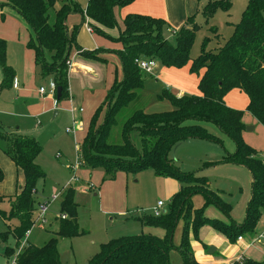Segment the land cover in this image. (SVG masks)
Instances as JSON below:
<instances>
[{"label":"trees","instance_id":"trees-1","mask_svg":"<svg viewBox=\"0 0 264 264\" xmlns=\"http://www.w3.org/2000/svg\"><path fill=\"white\" fill-rule=\"evenodd\" d=\"M135 0H88L82 9L76 0H0L1 8L15 12L28 26L31 38L28 49L35 53V64L43 78H53L56 91L61 88V100H69V67L73 50L85 58L99 60L98 55L109 51H83L77 44L80 27L70 33L67 19L72 14L86 18L93 32L101 37L121 43L118 52L122 64L123 79L114 82L105 102L97 109L81 143L83 167L103 169L105 181H113L118 173L137 174L151 170L160 178L177 180L180 191L174 195L164 214L157 218L143 217L138 220L143 228L164 231V237L142 234L113 240L100 247V252L87 264H171L170 252L176 248L174 232L182 220V239L177 251L183 264H198L191 246L190 235L199 239L203 227H210L235 244L238 237L253 235L264 215V160L249 146L243 137L244 111L228 107L225 97L238 89L249 98L247 111L264 127V0H248L242 21L235 26L232 37L217 52H207L204 44L201 55L191 59L197 32L195 16L174 32V40L163 35L169 29L166 21L148 16L129 15L124 21V30L118 39H112L105 29L118 28L114 9L126 7ZM202 1V0H196ZM230 0H209L203 9L207 22L218 10L229 12ZM155 59L166 68L182 69L191 64L190 72L200 76L198 89L201 95L178 98L165 90L160 101H168L172 110L164 113H146L138 110L124 118L125 110L135 102L145 89L146 78L137 67L138 58ZM0 69L3 74L1 89L13 86L14 70L7 63V43L0 40ZM57 99V92L55 95ZM121 120V122H120ZM212 124L235 146L234 154H227L221 163H205L206 167L228 164L246 168L253 179L252 196L242 224H224L205 217L204 209H195L192 198L205 197L206 205L215 204L231 217L232 206L221 200L210 189L208 180L196 172L184 173L171 160L170 154L179 144L200 140L223 146L222 141L204 126ZM119 128L117 135L115 129ZM0 139L7 143L4 154L24 173L25 186L14 197L0 198L11 203L9 212L0 211V217L9 224L18 220V225L0 234L7 243L10 238L15 247L7 248L6 256H16L26 235L36 220L38 184L46 179V173L37 164L43 152L40 143L33 137L9 134L0 131ZM4 174L0 169V182ZM76 190L70 188L60 204L59 230L43 246L26 243L17 255L16 264H65L62 262L58 243L61 239H73L86 235L80 229ZM67 218L64 220L62 216ZM28 242V241H27ZM233 264H264L243 259Z\"/></svg>","mask_w":264,"mask_h":264},{"label":"rangeland","instance_id":"rangeland-1","mask_svg":"<svg viewBox=\"0 0 264 264\" xmlns=\"http://www.w3.org/2000/svg\"><path fill=\"white\" fill-rule=\"evenodd\" d=\"M230 2L231 8L229 12L218 10L215 16L207 22L205 16L203 15V9L205 6H207L209 0L198 1V13L196 12L193 14V16H195V23L199 26L200 30L197 32L195 42L191 50V59L195 60L201 55L204 44H206L204 48L207 50V52H217L222 47H224L227 41L232 37L235 31V26H237L242 21L243 14L245 13L248 6V0H230ZM82 9L84 8L82 7ZM5 19L6 20L1 18L0 12V35H7L10 37L12 34H14L15 26L17 25L15 19ZM163 35L166 37L167 28L164 29ZM9 44L10 62L16 66H22L24 62L18 55L17 47L11 43ZM29 55L32 54L30 53ZM189 73L191 76H184L181 78V81H183V83H185L188 88L193 89L195 85L194 81L195 79H198V75L192 74L191 72ZM144 76L146 78V82H148L146 85L145 94L142 97L139 96V98L125 110L124 118L130 116L132 113L138 110H144L146 113L154 114L169 112L173 109L170 102L160 101L158 99L159 95H161L162 92L166 90V86L161 82V80L159 81L147 74H144ZM34 77L35 78H33L32 81L33 89L31 90V93L34 95V97L25 98L23 95L12 92L11 90L0 92V103H4L5 107L10 108H5L3 104H0V126H4L6 128L5 130L9 133L10 130H16L18 128V122H32L33 126L36 123L34 122V119L17 117L22 114H30L29 107L31 106L39 107L41 105V101L38 99L40 95L37 93L38 89L40 86L45 88L49 87L52 83L50 79L43 78L41 76L40 69L38 67H36ZM171 78L175 80L173 76H171ZM179 78L180 77H177L176 80ZM35 93H37L36 97ZM193 95H200V92L196 91V93ZM48 97L51 96L48 95ZM17 98L20 100V102L16 103ZM12 105H15V108L12 109L13 111L11 113L13 116L9 119L6 118V116H3L1 112L10 111ZM56 112L59 113V110H55L52 115H47L44 120L39 119L40 124L38 128L40 129L39 132H42V139L39 137V140L43 146V152L41 153L37 162L47 175L46 179L38 184V199L40 200L60 193V191L66 189L68 185L69 187L67 190L70 188L80 189V182H82L78 178L80 171L73 170V167H75L78 162L77 144L81 145L80 143L85 135V132L83 131L77 133L76 131L75 133H68L67 129L71 128L74 125V122L71 120L70 116L64 113L60 114L57 119H54ZM93 114L94 112L85 115V121L88 122L92 118ZM209 125L212 129L210 130L211 134L214 133L213 130L218 133L219 129L216 126L212 124ZM118 131L119 128L115 129L116 135ZM220 133H218L220 136L214 135L222 141L223 146L210 143L207 144L208 149L205 151L210 153L212 158L220 157L221 159H216L214 161L207 159V161H211L208 163H221L227 154H234L236 152V146L234 142ZM247 137H250L249 142H251L252 145L246 141L245 142L258 152V157H260V159L264 160V134H262L260 130H256L249 133ZM5 148H7V143L0 139V150H4ZM184 149L187 148H183L181 151ZM187 151L189 157H184L187 154L182 152L175 154V159H180L181 163L184 164L182 168H178H180V170L184 173H193V171L199 170L201 168L204 170L206 161H200L202 149L192 148L191 150L188 149ZM4 163L5 162L2 164ZM231 166H228V164H221L211 166L218 167L213 170L209 169L210 167L205 168L207 174L211 176L210 179L214 181V188H220V190L224 189V187L226 188L224 189L227 197L226 200L228 204L232 206L230 218L227 217V215H225L217 205L213 203L206 205L204 196L195 195L194 197L199 196L197 200H203V204L201 205L200 209H204L206 218L218 220L224 224L235 222L239 225L245 220L247 207L250 202L249 199H251L252 196V177L250 172L244 167L242 169L239 168L238 170H232L229 172L230 170L227 169H229L228 167ZM75 171L77 179H75ZM225 171H227V176L231 178L230 180H226L228 177L224 174ZM9 172L10 171L7 169L3 170V173H5V185L11 182V175ZM154 176L155 175L151 170L142 171L136 175L132 174L129 176L131 188L127 192L128 205L126 209L123 210L124 214H104L101 210V197L100 195L98 196V190H96L94 186L86 188L88 189V192H93L92 194L87 195L79 190V193L77 194V203L79 207L78 211L80 229L84 230L86 235L70 240H62L60 242V252L63 262L65 264H87L90 259L100 252L101 245L107 244L113 240L140 236L144 234L143 232L145 231H143L138 219L153 216L151 209L155 207L159 201L164 202L166 205L165 210H167L169 203L175 195H171L172 197L169 199V196L165 195L163 189L160 188V186L154 187L150 181V178L153 177L154 179ZM172 180L178 182L175 179ZM84 186H88V184ZM180 189L181 185L179 191ZM140 196L144 197L141 201H138V197ZM217 196L222 200V196L220 194H217ZM62 198L63 196L58 200V202H55L51 205L50 211L47 215V219L54 218V216H57V219L50 220V225L48 223L42 224L43 228L45 227L44 229L39 227L40 225L34 227L31 232V238H28L30 241L27 243L41 247L48 240L55 236V230L53 229H55L56 224L59 222L60 202ZM120 202L122 203V199L118 200V205ZM10 210L11 203L8 200L0 202V211L9 212ZM18 223V220H12L9 224H6L5 221L0 217V234L8 232L10 228L13 229L18 225ZM182 223L183 221L181 220L174 232L173 243L176 248L170 252L171 264H183L182 258L177 251V247L179 246L181 239L180 232ZM145 234L148 233L145 232ZM244 237L246 238V236ZM190 239L191 242L197 240L193 234L190 236ZM24 242L25 240L22 242L19 250L25 247ZM11 247H15V242L12 238H10L7 243H4L0 240V264H11L13 261L15 256H6L7 248ZM248 251L247 258L255 262H258V260L264 262V253L259 251L258 248H251ZM17 253L18 252H16V255ZM88 256L91 257L87 259Z\"/></svg>","mask_w":264,"mask_h":264},{"label":"crops","instance_id":"crops-1","mask_svg":"<svg viewBox=\"0 0 264 264\" xmlns=\"http://www.w3.org/2000/svg\"><path fill=\"white\" fill-rule=\"evenodd\" d=\"M76 1L80 3V5L84 9L86 8L88 0H76ZM198 10H199V3L195 0H135L132 4L126 7H117L114 9V14L119 26L116 29H105V32L112 39H118L120 37L121 32L125 28L124 26L125 19L129 15H141V16H148L155 19H161L166 21L169 25V29H167L166 39L173 41L174 32H177L181 27H184L187 24L186 22L188 18L193 17V14H195L196 12L198 13ZM0 12L2 19L6 20L5 18H13L15 19L17 25L15 26V32L14 34H12V36L8 37L7 35L5 36L0 35V40H3L7 43V63L15 72V79L13 86L6 90L7 91L11 90L12 92H16L17 94L23 95L25 98L34 97V95L31 93V90L33 89L32 81L33 78H35L34 73L36 72L37 66L35 64L34 51L28 49L27 47L32 35L31 31L28 28V26L24 23V21L11 9L0 7ZM86 22H87V18H86ZM67 27L70 33L74 30V28L80 27L77 36V44L83 51L92 52L99 49H103L109 52L98 55L99 60H92L83 57L80 51L74 49L70 58V61L73 64H72V68L69 70V100L58 102L56 97H53L51 95H50L51 97H48V95H42L39 93V91L41 88H45V87L40 86L37 93L40 94L38 99L41 101L40 103L41 105L39 107H35V106L29 107L30 114H22V115L18 114L19 116H17L18 118L34 119V122H36L35 125L33 126L32 122H25V123L18 122V128L16 130L15 129L10 130L9 133L8 131L5 130L6 128L1 125L0 131L7 132L9 134H17V135L33 137L41 145L39 137H41L42 139V132L41 131L39 132L40 129L38 128L40 124L39 119L44 120L47 115H52V113L55 110H59V113L57 112L55 113L54 119H57L60 114L64 113L70 116L71 120L74 123L75 121H78V125L76 127L77 133L83 131L85 132V135L81 143L85 139L88 132L89 123L93 118L94 114L96 113L97 109L105 102L108 91L112 88L116 79L118 81H121L123 79L122 64L120 57L118 55V52L123 50V45L121 43L101 37L95 34L94 32L89 33L87 28L85 27V23L83 25L82 16L78 14H72L68 17ZM9 43L17 47L18 55L24 62L22 66H16L10 62ZM30 53L32 55H29ZM190 67L191 64L182 69L166 68L160 62H158L157 68L155 69V73L152 77L156 78L159 81L161 80V82L166 86V90L172 92V94H174L178 98L183 96H192L194 93H196V91L197 92L199 91V89L197 90V88L199 85L200 77L203 75L204 72L202 71L200 76H198V79H195L194 88L193 89L188 88V86L185 83H183V81H181V78L184 76H191L189 73ZM171 76H173L175 80H173ZM177 77L180 78L176 80ZM47 79H50V81L53 83L52 78H47ZM2 80H3V74L0 69L1 83ZM1 83H0V92L6 91L1 89ZM147 83L148 82H146L145 84V89ZM46 89L48 90L49 87H46ZM145 89L141 93L140 97L144 96ZM37 93H35V97ZM17 102H20L18 98L16 99V103ZM225 102L228 107L245 112L242 119L243 124L245 126L243 137L247 143H250V145H252L251 142H249L250 137H247L248 134L251 133L252 131H247L246 128L252 126L254 128L253 131L260 130L262 134H264V129H262L264 127L247 111V107L250 102L248 96L244 92L235 89L230 93H228V95L225 97ZM0 104H3V106L5 107L4 103H0ZM5 108H9V107H5ZM14 108L15 105H12L10 111L8 112L2 111L1 113L3 116H6V118L10 119V117L13 116L11 112L13 111L12 109ZM92 112H94L92 118L88 122L85 121V115ZM204 126L207 128L209 132H211L210 130L212 129L210 128L209 124H206ZM213 132H214L212 133L213 135L215 134L220 136L218 134L220 133L219 131L218 133H216V131L213 130ZM210 143L211 142H205L200 140H191V141L183 142L179 144L176 148H174V150L170 154V160L177 167L182 168L184 164L181 163L180 159L179 160L178 158L175 159V154L182 152L187 154L184 157H189L187 150L188 149L191 150L192 148L202 149L200 156L201 162L203 161H206V163L211 162V161H207V159L212 161L216 159L217 160L221 159L220 157L212 158L210 156V153L205 151L206 149H208L207 144ZM183 148H187V149L181 151ZM3 162L5 163L2 164ZM216 168L218 167H210L209 169L213 170ZM228 168L229 169L227 170H230L229 172H231L232 170H238L239 168L242 169L243 167L233 165ZM0 169L2 170V172L4 169H7L8 171H10L9 173L11 175L10 178L11 182L5 185L4 184L5 173H3L4 179L3 181L0 182V198L14 197L16 194H19L21 192V189H23V187L25 186L24 173L22 170L16 168L14 163L4 154L3 150H0ZM205 170H206L205 168L204 170H202L201 168L193 172H196L199 177L206 178L208 180L210 189L214 192L219 193L222 196V200L228 203L226 200L227 198L226 194L224 192V189L226 188L224 187V189L222 190H220V188L218 189L214 188L213 186L214 181L210 179L211 176L207 174ZM79 171L80 173L78 174V178L82 182H80L81 183L80 189L78 188L75 189L76 203H77V194L79 193L78 192L79 190L87 195L92 194L93 192L91 193L90 191L88 192V189L86 188L90 186H94L96 190H98V196L100 195L101 197L100 199V202H102L101 210L104 214L106 215H112L116 213L124 214L123 210L126 209L128 205L127 192L131 188L130 186L131 181L129 179V176L132 174L118 173L113 181H105L104 180L105 173L103 169L90 170L85 167H82L79 169ZM152 173L154 174L153 171ZM224 174L227 176V171H225ZM230 179L231 178L229 177L226 178V180H230ZM150 181L154 185V187L160 186V188L163 189L165 195L169 196V199L174 194L179 192V188H180L179 183L172 179L160 178L154 176V179L153 177H151ZM87 184L88 186H84ZM252 184H253V179H252ZM143 197L144 196L138 197L139 199L138 201H141ZM48 198L50 197L48 196L45 199ZM197 198H199V196L192 198V202L195 209H200L201 205L203 204V200L201 199L197 200ZM45 199H41V200L39 199L40 200L39 202ZM119 199H122V203L120 202V204L118 205ZM155 207L151 209L152 213ZM78 215H79V211H78ZM52 219L56 220L57 216H54V218L51 219H47V223L49 225H50V220ZM58 223L56 224L55 229H53L55 230L54 234L57 233L59 230ZM79 225H80V220H79ZM39 227L43 228V225H40ZM183 227H184V222L182 223L181 232H180L181 239H182ZM142 229L148 234H152L156 237L159 238L164 237V231L161 229L150 228V227L148 228L142 227ZM145 232L143 233L145 234ZM190 236H192V234ZM30 238H31V234L29 239ZM181 239H180V243H181ZM62 240H70V239H61L59 240L58 243V251L61 260L63 262L62 255L60 252V242ZM29 241L30 240H28V242ZM191 246L194 252L195 259L198 262V264H233L235 262L240 261L241 259H249L247 258V254L249 251L245 249L244 246L230 243L224 236H222L220 233L216 232L215 230L211 229L210 227L201 228L199 232V239L191 242ZM211 248L214 249L212 253H210ZM259 251H262L264 253L263 249H259ZM90 257L91 256H88L87 259H89ZM258 262L262 263V261L260 260H258Z\"/></svg>","mask_w":264,"mask_h":264},{"label":"built area","instance_id":"built-area-1","mask_svg":"<svg viewBox=\"0 0 264 264\" xmlns=\"http://www.w3.org/2000/svg\"><path fill=\"white\" fill-rule=\"evenodd\" d=\"M85 27L87 28L89 33H93V30L89 25V19L88 18H87V22L85 23ZM72 64L73 63L71 61H69L67 63L69 70L72 68ZM135 64L142 71V73L147 74V75L152 77L155 73V69L157 68L158 61L155 59H148V58L141 57V58H138L135 60ZM56 92H57L56 86L54 83H51L48 90L46 88H41L39 91V93L42 95H51L53 97H55ZM77 125H78V121H75L74 125L71 128L67 129V132L68 133H75ZM77 153H78V162H77V165L75 167H73L74 168L73 170H76V171L79 170L80 168H82L83 164H84L81 160V155H80L81 147L79 144H77ZM76 171H75V179H77ZM67 189H68V187L66 189L60 191V193L51 196L48 200L41 201L37 205L36 220L34 223V227H36L37 225H42V224L47 223L46 218H47V215L50 211L51 205L55 202H58V200L62 196L64 197ZM164 209H165L164 202H162V201L158 202L157 206L153 209V216L157 217V218L161 217L164 214ZM66 218L67 217L65 215L62 216V219L65 220ZM31 231L28 232V234L26 235V239L24 242L25 245L28 241V238L31 234ZM235 245H242L247 250H249L251 248H258V249L264 250V216L261 218L260 222L258 223V226L255 230V233L253 235L246 236V238L244 236L238 237L237 241L235 242ZM23 248L18 251L17 255H19L22 252ZM17 255L14 257L11 264H16ZM242 260L243 259H241L240 261H242Z\"/></svg>","mask_w":264,"mask_h":264},{"label":"water","instance_id":"water-1","mask_svg":"<svg viewBox=\"0 0 264 264\" xmlns=\"http://www.w3.org/2000/svg\"><path fill=\"white\" fill-rule=\"evenodd\" d=\"M61 95H62V89L61 88H59L58 90H57V100L58 101H60L61 100ZM247 131H253L254 130V128L253 127H249V128H247L246 129ZM214 249L213 248H211V251H210V253H212V251H213Z\"/></svg>","mask_w":264,"mask_h":264}]
</instances>
